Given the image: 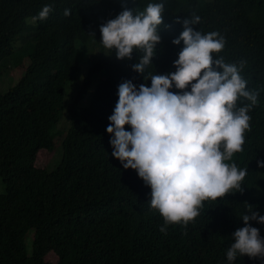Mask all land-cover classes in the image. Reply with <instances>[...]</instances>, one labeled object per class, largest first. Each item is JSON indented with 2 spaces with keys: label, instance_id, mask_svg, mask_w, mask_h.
<instances>
[{
  "label": "trees",
  "instance_id": "1",
  "mask_svg": "<svg viewBox=\"0 0 264 264\" xmlns=\"http://www.w3.org/2000/svg\"><path fill=\"white\" fill-rule=\"evenodd\" d=\"M149 3L164 4V39L183 31L177 18L199 16L194 30L224 38L213 58L237 65L247 90L258 93L247 152L226 161L238 168L252 161L242 191L204 201L187 225L163 233L150 187L111 155L106 128L126 65L104 57L115 51L103 47L99 31L125 8L138 14ZM45 4L0 0V77L9 64L20 74L0 89V264H264L226 256L247 204L264 216V167L257 166L264 161V0H81L68 16L56 1L46 19L29 22ZM127 81L151 84L148 75ZM249 224L264 238V224Z\"/></svg>",
  "mask_w": 264,
  "mask_h": 264
},
{
  "label": "clouds",
  "instance_id": "2",
  "mask_svg": "<svg viewBox=\"0 0 264 264\" xmlns=\"http://www.w3.org/2000/svg\"><path fill=\"white\" fill-rule=\"evenodd\" d=\"M56 1L65 16L81 4L47 0L29 22L46 19ZM163 13V3H149L138 14L125 8L99 27L103 47L115 51L103 50L104 57L110 62L116 57L126 65L118 76L125 82L118 86V101L106 128L111 155L150 187V207L165 222L162 233L169 224L187 225L200 214L204 201L242 191L252 161L238 163L239 168L226 161L234 153L247 152L258 97L247 90L237 65L213 58L225 44L218 32L194 30L200 17L193 13L175 21L183 27L178 37L164 39L158 34ZM138 74L150 76V86L137 88L127 81ZM257 166L264 167V161H257ZM247 206L249 214L241 218L245 226L232 234L229 262L238 255L264 258V238L249 224H264V216Z\"/></svg>",
  "mask_w": 264,
  "mask_h": 264
},
{
  "label": "rangeland",
  "instance_id": "3",
  "mask_svg": "<svg viewBox=\"0 0 264 264\" xmlns=\"http://www.w3.org/2000/svg\"><path fill=\"white\" fill-rule=\"evenodd\" d=\"M1 73H4L3 76L0 77V89L2 91H5L9 87V85L10 86L15 85L20 78L19 72L15 68H11L10 64L5 70H2ZM64 119L66 118H65V114L63 113L59 123L62 124L64 122L63 121ZM60 152L61 149L55 153L56 154L55 158H53L48 164V171H50L52 168L58 165L60 159ZM42 155L45 158V155L44 154ZM0 192H1V186H0Z\"/></svg>",
  "mask_w": 264,
  "mask_h": 264
}]
</instances>
